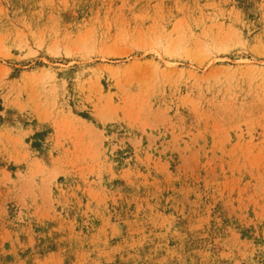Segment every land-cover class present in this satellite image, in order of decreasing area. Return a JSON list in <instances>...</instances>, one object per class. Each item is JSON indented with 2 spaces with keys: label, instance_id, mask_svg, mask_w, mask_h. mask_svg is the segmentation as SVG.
<instances>
[{
  "label": "rangeland",
  "instance_id": "obj_1",
  "mask_svg": "<svg viewBox=\"0 0 264 264\" xmlns=\"http://www.w3.org/2000/svg\"><path fill=\"white\" fill-rule=\"evenodd\" d=\"M0 264H264V0H0Z\"/></svg>",
  "mask_w": 264,
  "mask_h": 264
}]
</instances>
